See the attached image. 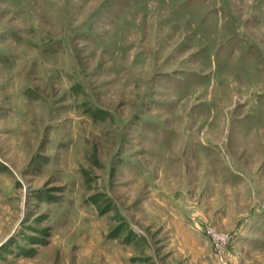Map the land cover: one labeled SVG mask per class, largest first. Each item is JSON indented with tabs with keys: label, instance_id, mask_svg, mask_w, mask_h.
Wrapping results in <instances>:
<instances>
[{
	"label": "rangeland",
	"instance_id": "374dc122",
	"mask_svg": "<svg viewBox=\"0 0 264 264\" xmlns=\"http://www.w3.org/2000/svg\"><path fill=\"white\" fill-rule=\"evenodd\" d=\"M0 264H264V0H0Z\"/></svg>",
	"mask_w": 264,
	"mask_h": 264
},
{
	"label": "built area",
	"instance_id": "2783aa9c",
	"mask_svg": "<svg viewBox=\"0 0 264 264\" xmlns=\"http://www.w3.org/2000/svg\"><path fill=\"white\" fill-rule=\"evenodd\" d=\"M209 234L214 238L218 245H226L229 242V236L226 234L219 233L215 229H210Z\"/></svg>",
	"mask_w": 264,
	"mask_h": 264
},
{
	"label": "bare ground",
	"instance_id": "6f19581e",
	"mask_svg": "<svg viewBox=\"0 0 264 264\" xmlns=\"http://www.w3.org/2000/svg\"><path fill=\"white\" fill-rule=\"evenodd\" d=\"M208 100H209V99H208ZM217 106H218V105H217ZM242 111H243V110H242ZM192 112H193V111H192ZM206 130H207V129H206ZM178 137H179V136H178ZM187 140H188V139H187ZM184 141H185V140H184ZM184 141H183V142H184ZM197 145H198V144H197ZM195 149H196V148H195ZM186 181H187V180H186ZM185 188H186V187H185Z\"/></svg>",
	"mask_w": 264,
	"mask_h": 264
}]
</instances>
